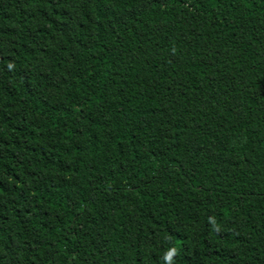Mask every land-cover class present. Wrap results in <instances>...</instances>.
Segmentation results:
<instances>
[{"label": "trees", "instance_id": "obj_1", "mask_svg": "<svg viewBox=\"0 0 264 264\" xmlns=\"http://www.w3.org/2000/svg\"><path fill=\"white\" fill-rule=\"evenodd\" d=\"M172 246L264 264V0H0V264Z\"/></svg>", "mask_w": 264, "mask_h": 264}, {"label": "clouds", "instance_id": "obj_2", "mask_svg": "<svg viewBox=\"0 0 264 264\" xmlns=\"http://www.w3.org/2000/svg\"><path fill=\"white\" fill-rule=\"evenodd\" d=\"M209 220L213 224V226L216 225V221L214 218L210 217ZM177 255L178 249L175 246L170 247L163 256L165 264H174V259Z\"/></svg>", "mask_w": 264, "mask_h": 264}]
</instances>
